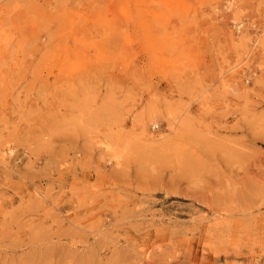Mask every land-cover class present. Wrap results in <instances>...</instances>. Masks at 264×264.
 I'll return each instance as SVG.
<instances>
[{"label": "rangeland", "instance_id": "374dc122", "mask_svg": "<svg viewBox=\"0 0 264 264\" xmlns=\"http://www.w3.org/2000/svg\"><path fill=\"white\" fill-rule=\"evenodd\" d=\"M190 250L264 264V0H0V264Z\"/></svg>", "mask_w": 264, "mask_h": 264}, {"label": "bare ground", "instance_id": "6f19581e", "mask_svg": "<svg viewBox=\"0 0 264 264\" xmlns=\"http://www.w3.org/2000/svg\"><path fill=\"white\" fill-rule=\"evenodd\" d=\"M236 28H237V31H241V26L238 25ZM164 42L166 44H170L169 38H166L164 40ZM225 91H226V93L230 94V93H232V91L237 92V89L235 87H232V86H227V89ZM167 253L168 252L165 250V252L161 253L162 254L161 257H165L167 255ZM138 257H140V260L137 259V261L139 262L138 264H158L157 262H154V260L149 256V251H144V253L142 255L138 254ZM171 258L173 259L172 256H169L168 259H170L172 262ZM175 259L178 260V259H180V257H176ZM165 262H164V264H168ZM200 262L202 264H211V260L209 258L203 256L202 259H199L198 256H194L192 250H190L188 253V257H186V259H185V264H197V263L199 264Z\"/></svg>", "mask_w": 264, "mask_h": 264}]
</instances>
